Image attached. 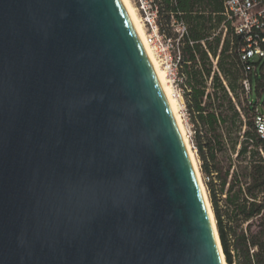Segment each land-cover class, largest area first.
I'll return each instance as SVG.
<instances>
[{
  "label": "water",
  "instance_id": "water-1",
  "mask_svg": "<svg viewBox=\"0 0 264 264\" xmlns=\"http://www.w3.org/2000/svg\"><path fill=\"white\" fill-rule=\"evenodd\" d=\"M0 264H222L121 0H0Z\"/></svg>",
  "mask_w": 264,
  "mask_h": 264
},
{
  "label": "trees",
  "instance_id": "trees-1",
  "mask_svg": "<svg viewBox=\"0 0 264 264\" xmlns=\"http://www.w3.org/2000/svg\"><path fill=\"white\" fill-rule=\"evenodd\" d=\"M161 3L162 30L170 24V14L187 25L181 46L183 99L225 261L264 264V139L255 128V103L243 89L242 39L228 24L222 46L220 33L215 34L225 20L223 0ZM166 32L174 35L168 28ZM210 55L218 56L217 71ZM247 78L257 81L258 93L264 91L262 69Z\"/></svg>",
  "mask_w": 264,
  "mask_h": 264
},
{
  "label": "built area",
  "instance_id": "built-area-1",
  "mask_svg": "<svg viewBox=\"0 0 264 264\" xmlns=\"http://www.w3.org/2000/svg\"><path fill=\"white\" fill-rule=\"evenodd\" d=\"M134 4L145 27L147 43L165 69L176 95L183 98L185 77L181 72V46L182 40L188 35L187 25L170 14V24L162 30L161 0H134ZM223 6L225 20L220 29L227 30L228 24L233 33L242 39L239 55L241 62L245 64L246 73L242 84L245 97L251 102L253 83L247 75L257 73L260 69L264 75V0H223ZM166 28L174 35H169ZM210 58L217 67L218 56L215 60L211 55ZM253 119L257 133L264 139V99L255 103Z\"/></svg>",
  "mask_w": 264,
  "mask_h": 264
},
{
  "label": "bare ground",
  "instance_id": "bare-ground-1",
  "mask_svg": "<svg viewBox=\"0 0 264 264\" xmlns=\"http://www.w3.org/2000/svg\"><path fill=\"white\" fill-rule=\"evenodd\" d=\"M121 1L127 11V14L131 21V24L133 26L137 39L147 57V60L152 68V71L156 77V80L168 102L170 116L182 140L184 151L190 163L191 169L194 173L196 183L198 186V190L200 192V195L202 197V200L205 206V210L208 215L209 224H210V227L214 235L215 243L217 245L218 252L221 258V263L227 264L225 261V256L223 254L220 239L218 236L215 216H214V213L211 207V203L208 198L206 187L201 177L199 163L196 158V154L193 151V148L191 146L188 132L186 130V127H185V124H184V121L181 115V111H180L181 103L179 99H182V97H178L176 95L174 91V87L172 86L171 81L168 79L165 69L163 68L161 62L156 57V54L154 50L152 49V47L147 43L145 27L137 11V8L133 4L132 0H121Z\"/></svg>",
  "mask_w": 264,
  "mask_h": 264
},
{
  "label": "rangeland",
  "instance_id": "rangeland-1",
  "mask_svg": "<svg viewBox=\"0 0 264 264\" xmlns=\"http://www.w3.org/2000/svg\"><path fill=\"white\" fill-rule=\"evenodd\" d=\"M132 2L134 4V0H132ZM217 33H220V35H221V38H222L221 46H222L223 41L227 38L228 29L226 30L225 28H221V29L219 28L216 31V34ZM215 58L216 57H212L213 60H215ZM212 64H213V70L214 71H217V67L214 66V63L213 62H212ZM216 66H217V64H216ZM261 79H262V77H261ZM207 85H208V92H212L211 81L210 80L208 81V84ZM250 99L254 103H256L258 100L262 101L264 99V91L262 93H258L257 92V81L256 80H254V82H253V91H252V94L250 96ZM179 100H180V103H181V108H180L181 110L180 111H181V115H182V118H183V121H184L186 130L188 132L189 140H190L191 146L193 148V151L196 154V158L198 159V155L196 153V149L194 148V145L192 143L193 128H192V125H191V123L189 121V118H188V114H187V111H186V108H185V105H184V99L182 98V99H179ZM201 177H202V180H203L202 174H201Z\"/></svg>",
  "mask_w": 264,
  "mask_h": 264
}]
</instances>
